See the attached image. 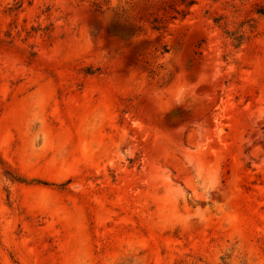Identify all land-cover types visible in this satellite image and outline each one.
I'll list each match as a JSON object with an SVG mask.
<instances>
[{
	"label": "rangeland",
	"instance_id": "rangeland-1",
	"mask_svg": "<svg viewBox=\"0 0 264 264\" xmlns=\"http://www.w3.org/2000/svg\"><path fill=\"white\" fill-rule=\"evenodd\" d=\"M0 264H264V0H0Z\"/></svg>",
	"mask_w": 264,
	"mask_h": 264
},
{
	"label": "trees",
	"instance_id": "trees-1",
	"mask_svg": "<svg viewBox=\"0 0 264 264\" xmlns=\"http://www.w3.org/2000/svg\"><path fill=\"white\" fill-rule=\"evenodd\" d=\"M195 0H190V3H194ZM231 35H234V40L236 41V46H240L245 38L244 33L236 35L235 33H230Z\"/></svg>",
	"mask_w": 264,
	"mask_h": 264
}]
</instances>
